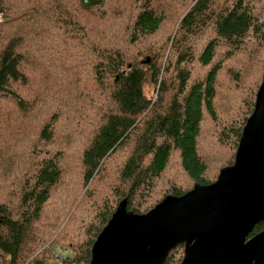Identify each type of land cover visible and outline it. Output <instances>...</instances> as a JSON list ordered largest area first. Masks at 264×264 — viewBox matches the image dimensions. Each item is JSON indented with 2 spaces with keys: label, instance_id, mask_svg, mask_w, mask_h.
Wrapping results in <instances>:
<instances>
[{
  "label": "trees",
  "instance_id": "16d2710c",
  "mask_svg": "<svg viewBox=\"0 0 264 264\" xmlns=\"http://www.w3.org/2000/svg\"><path fill=\"white\" fill-rule=\"evenodd\" d=\"M0 18V264L88 263L123 199L143 214L233 164L264 0H0Z\"/></svg>",
  "mask_w": 264,
  "mask_h": 264
},
{
  "label": "water",
  "instance_id": "95a60500",
  "mask_svg": "<svg viewBox=\"0 0 264 264\" xmlns=\"http://www.w3.org/2000/svg\"><path fill=\"white\" fill-rule=\"evenodd\" d=\"M149 62V58L142 61ZM264 72L234 162L217 179L133 213L123 199L91 246L88 264H162L184 244L180 264H264Z\"/></svg>",
  "mask_w": 264,
  "mask_h": 264
},
{
  "label": "rangeland",
  "instance_id": "374dc122",
  "mask_svg": "<svg viewBox=\"0 0 264 264\" xmlns=\"http://www.w3.org/2000/svg\"><path fill=\"white\" fill-rule=\"evenodd\" d=\"M0 20H1V18H0ZM147 58H149V57H147ZM73 253H74V251L68 246H65L64 248L56 247L54 249V252H53V255H54L53 258H55L54 261L57 262L56 264H61L62 263L61 261L63 260V257L65 254L73 255Z\"/></svg>",
  "mask_w": 264,
  "mask_h": 264
},
{
  "label": "built area",
  "instance_id": "2783aa9c",
  "mask_svg": "<svg viewBox=\"0 0 264 264\" xmlns=\"http://www.w3.org/2000/svg\"><path fill=\"white\" fill-rule=\"evenodd\" d=\"M83 264H88V263H83Z\"/></svg>",
  "mask_w": 264,
  "mask_h": 264
},
{
  "label": "flooded vegetation",
  "instance_id": "af4514ba",
  "mask_svg": "<svg viewBox=\"0 0 264 264\" xmlns=\"http://www.w3.org/2000/svg\"><path fill=\"white\" fill-rule=\"evenodd\" d=\"M262 221H263V220H262ZM263 229H264V228H263ZM263 229H262V230H263Z\"/></svg>",
  "mask_w": 264,
  "mask_h": 264
}]
</instances>
